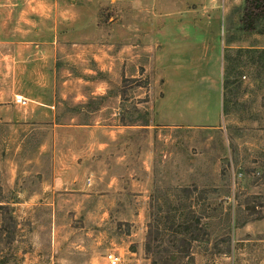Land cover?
<instances>
[{"label": "rangeland", "instance_id": "rangeland-1", "mask_svg": "<svg viewBox=\"0 0 264 264\" xmlns=\"http://www.w3.org/2000/svg\"><path fill=\"white\" fill-rule=\"evenodd\" d=\"M263 1L214 0L222 111L199 125L139 35L184 0H0V264H264Z\"/></svg>", "mask_w": 264, "mask_h": 264}, {"label": "crops", "instance_id": "crops-1", "mask_svg": "<svg viewBox=\"0 0 264 264\" xmlns=\"http://www.w3.org/2000/svg\"><path fill=\"white\" fill-rule=\"evenodd\" d=\"M185 8L181 11L173 10L164 14L161 27L152 34L141 33L142 40L160 44L156 59L159 69L165 77L166 98L177 86L186 85L195 92L192 100L187 102L197 107L200 112L193 119L183 122L187 124L216 125L220 121L222 111V70H221V31L223 17L216 9L214 0H184ZM158 0H133V5L143 10L153 9ZM198 4L197 8L193 5ZM197 14L198 18H193ZM209 44L207 67H197L199 53L204 52L199 45ZM185 59L184 68H179L175 62ZM193 59V60H192ZM194 61V63L192 62ZM185 76L183 78V76ZM196 97V99H195ZM203 97V98H202ZM205 97V99H204ZM207 97V100H206ZM205 101V105L204 104ZM207 101V102H206ZM165 102L164 100L159 103ZM159 115L163 117V110L159 107ZM177 123L174 120H169ZM178 124V123H177Z\"/></svg>", "mask_w": 264, "mask_h": 264}, {"label": "built area", "instance_id": "built-area-1", "mask_svg": "<svg viewBox=\"0 0 264 264\" xmlns=\"http://www.w3.org/2000/svg\"><path fill=\"white\" fill-rule=\"evenodd\" d=\"M17 102L19 103H26L25 98L22 96H17L16 97ZM108 262L110 264H120L121 262V257L117 255L116 253H110L107 255Z\"/></svg>", "mask_w": 264, "mask_h": 264}, {"label": "trees", "instance_id": "trees-1", "mask_svg": "<svg viewBox=\"0 0 264 264\" xmlns=\"http://www.w3.org/2000/svg\"><path fill=\"white\" fill-rule=\"evenodd\" d=\"M247 4H250V2H247ZM260 7H261V10H262L261 15H262V17H264V1L261 3V6H260ZM260 7L258 6V9H259ZM261 15H260V16H261ZM260 16H259V17H260Z\"/></svg>", "mask_w": 264, "mask_h": 264}]
</instances>
